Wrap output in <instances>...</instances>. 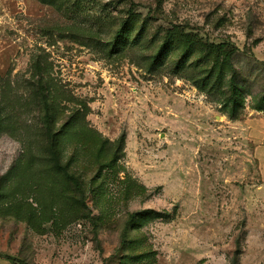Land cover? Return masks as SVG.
I'll return each mask as SVG.
<instances>
[{"label": "rangeland", "instance_id": "rangeland-1", "mask_svg": "<svg viewBox=\"0 0 264 264\" xmlns=\"http://www.w3.org/2000/svg\"><path fill=\"white\" fill-rule=\"evenodd\" d=\"M0 264H264V0H0Z\"/></svg>", "mask_w": 264, "mask_h": 264}, {"label": "trees", "instance_id": "trees-1", "mask_svg": "<svg viewBox=\"0 0 264 264\" xmlns=\"http://www.w3.org/2000/svg\"><path fill=\"white\" fill-rule=\"evenodd\" d=\"M121 140L123 141V138Z\"/></svg>", "mask_w": 264, "mask_h": 264}]
</instances>
